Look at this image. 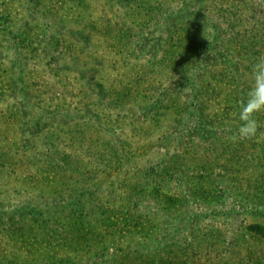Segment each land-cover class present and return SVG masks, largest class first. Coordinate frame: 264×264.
Wrapping results in <instances>:
<instances>
[{"label":"rangeland","instance_id":"374dc122","mask_svg":"<svg viewBox=\"0 0 264 264\" xmlns=\"http://www.w3.org/2000/svg\"><path fill=\"white\" fill-rule=\"evenodd\" d=\"M204 1L213 13L214 0H0V264H264V237L249 228L264 226L251 186L263 112L252 154L235 161L218 154L240 145L230 139L239 106L200 103L191 117L158 107L176 91L182 109L192 101L191 84L158 60L173 22L211 30L193 12ZM154 4L183 9L153 19ZM201 114L208 139L219 135L212 152L190 143ZM226 161L244 183L230 186ZM153 164L175 170L135 178ZM189 176L212 194L195 193ZM140 182L129 214L125 187Z\"/></svg>","mask_w":264,"mask_h":264},{"label":"trees","instance_id":"16d2710c","mask_svg":"<svg viewBox=\"0 0 264 264\" xmlns=\"http://www.w3.org/2000/svg\"><path fill=\"white\" fill-rule=\"evenodd\" d=\"M204 2L202 3L204 5L201 4L197 9L195 8L193 12L202 15L211 27V30L202 32L199 28H193L189 24L191 20L188 18L187 20L186 18H181L177 23L173 22L170 24L171 27L168 28L167 37L165 39L167 45L170 47L166 48L165 46L162 58L158 60V62L160 61V63L163 64L162 71L169 70L173 72V74L179 75L180 79L184 82L183 84H191L192 91H194L192 94V101L189 105L191 107L188 106L189 108L187 106L183 109L181 108L182 103L178 96H176L178 95L177 91L172 94L173 96H168L164 100L158 102L160 103L158 107L161 106L166 111H171L173 110L171 108H175L176 113H179L180 110H182V113L184 110H187V115L190 117L193 115V108L196 110L197 114L200 103L204 108V105L210 104L214 100L223 101L222 109L224 111L222 112H224V114L232 109L233 106H240L246 99L252 82L251 65L257 57L264 55V0H214V2L210 4L213 13L207 12V4L206 1ZM184 3L186 4V2ZM203 6H205V8H203ZM156 7H158L157 4L151 7L150 12L155 14L153 19L160 17L165 11L166 14H168L167 18L177 16L181 14L183 9L180 5V8L178 7V9H176L177 11L173 10V8H166V6L159 7L158 9ZM183 21L187 22L180 24ZM198 70H201L202 74L200 77H202L203 81L197 85L195 82L196 80L193 79L192 76L198 72ZM164 110L159 112L157 109L153 117H150L151 120L160 118L161 113L166 112ZM182 113L178 115H182ZM228 113L227 115H229ZM203 115H197L198 117L195 118L202 132L201 134L198 133V136L193 138L190 143L192 142V144H194L193 148H196L195 143L196 140H198V144L201 142L207 151L212 152L216 144V141L212 137H218L219 135L211 134L212 136L208 139L207 134L212 132L211 129L205 128L206 125L208 126V123L202 120L203 117L205 118V115ZM259 115L260 114H258V116ZM261 117L264 118V112ZM258 136L259 135H257V137ZM249 142L250 140L240 141V145L235 144L236 146L228 148H232L231 151H227V148H224L227 146L224 142L225 144L222 143V151H219L218 155L223 154L224 157L226 156V159L228 157L235 161H239L241 158L248 157L249 154H252L251 150L255 148V143L251 142V144H249ZM192 156L196 157V154L194 153ZM206 159H208L206 160L207 162H210L208 157ZM183 160L185 161V158H183ZM185 164L186 163H182V165ZM221 165L229 169V172L232 173L229 178L231 187L244 183L245 178L242 180V178H238L236 174H233V172L237 171V168L230 167L227 161ZM157 167L158 166L154 164L150 167H146L145 171L141 173V176L140 174L137 176V171L135 178L139 180L141 177H146V179L147 177H152L154 180H157L158 177L163 178L165 176H171L172 172L170 171L175 170L173 166L164 168V176L163 172H159L160 167ZM173 168L174 170H172ZM180 168V172L186 171L185 167ZM258 172L259 176L256 177V182L251 185L253 187L252 195L256 200L260 199L258 203L264 204V163L260 165ZM186 173V177H188V172L186 171ZM210 175V173H207L206 177ZM197 177L202 178L203 175H198ZM180 179L183 181L184 176L180 175ZM247 180L248 179H246V181ZM186 181L188 187H196L194 189L196 191L195 193L201 197L212 194L210 189L207 190L202 185L197 186L196 184H192L190 176ZM211 181L212 180L207 182L206 180V184H213V181ZM144 188L141 182L137 186L134 184L132 187H125V189H127L126 201L132 202L133 206H136V208L128 204L125 206V211L129 214H133L135 209H137L139 203L137 198L145 193ZM152 190L158 191L159 189L152 187ZM167 201L173 203L174 198L169 195ZM113 213L115 217H118L117 210L113 211ZM249 228L254 233V236L258 235L264 237V226L260 223H253Z\"/></svg>","mask_w":264,"mask_h":264},{"label":"clouds","instance_id":"9594fccd","mask_svg":"<svg viewBox=\"0 0 264 264\" xmlns=\"http://www.w3.org/2000/svg\"><path fill=\"white\" fill-rule=\"evenodd\" d=\"M251 81L247 97L239 106L240 124L230 138L232 142L255 138L262 126L257 114L264 112V55L251 65Z\"/></svg>","mask_w":264,"mask_h":264}]
</instances>
